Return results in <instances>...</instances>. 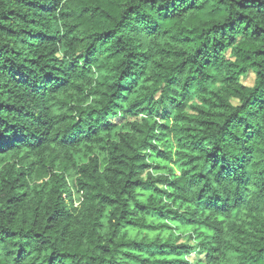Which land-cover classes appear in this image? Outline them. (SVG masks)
<instances>
[{
  "label": "trees",
  "instance_id": "obj_1",
  "mask_svg": "<svg viewBox=\"0 0 264 264\" xmlns=\"http://www.w3.org/2000/svg\"><path fill=\"white\" fill-rule=\"evenodd\" d=\"M196 249L264 264V0H0V264Z\"/></svg>",
  "mask_w": 264,
  "mask_h": 264
},
{
  "label": "rangeland",
  "instance_id": "obj_2",
  "mask_svg": "<svg viewBox=\"0 0 264 264\" xmlns=\"http://www.w3.org/2000/svg\"><path fill=\"white\" fill-rule=\"evenodd\" d=\"M255 78H256L255 75L251 72L246 79L242 80V82L244 85H246L248 87H253L254 83H255ZM161 165H165V164H161ZM77 196L78 195H76V200H78V198H79ZM155 200H156V202L160 201V197L155 196ZM181 236H182V239H180L178 241V244H185V245L197 247L195 245V243L193 242V240L191 238L192 235H191V233H189V231H184ZM188 259L193 263L214 264V263H208V259H206V256L204 254L199 253L197 249L193 254H191L188 257Z\"/></svg>",
  "mask_w": 264,
  "mask_h": 264
}]
</instances>
